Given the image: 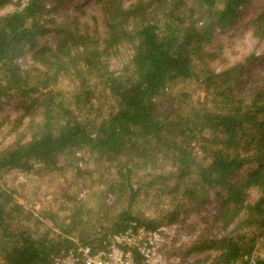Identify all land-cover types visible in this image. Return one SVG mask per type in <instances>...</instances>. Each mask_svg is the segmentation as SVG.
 Segmentation results:
<instances>
[{"label":"trees","instance_id":"16d2710c","mask_svg":"<svg viewBox=\"0 0 264 264\" xmlns=\"http://www.w3.org/2000/svg\"><path fill=\"white\" fill-rule=\"evenodd\" d=\"M63 1L17 0L11 11L0 14V99L7 94L26 98L20 100L19 118L28 117L29 130L27 139L19 136L0 149V172H51L61 155L86 147L109 170L121 162L119 170L124 168L129 180L134 172L130 160L148 158L152 176L140 187L155 190L158 200L166 196L172 208L155 217H137L131 208L140 187L132 191L114 179L107 192L117 196L116 204L128 190L130 194L110 233L123 232L131 223L148 231L179 223L187 208L205 202L207 193L217 189L215 221L233 232L199 237L186 253L215 250L208 264H264V256L250 262L255 240L264 233V79L239 97L233 90L252 55L218 72L203 66L215 33L236 24L251 0H93L102 29L95 34L78 30L73 17L59 23L50 16ZM47 2L53 9H46ZM251 27L253 36L262 39L264 6ZM48 32L57 35L55 47L37 49L38 38ZM121 50L127 52L122 57ZM26 51L42 68L35 81L31 73L38 67L21 71L15 63ZM118 58L120 69L112 71L111 62ZM193 77L212 98V106L205 102L190 114L157 108L171 84ZM67 81L73 86L68 98L62 91ZM39 88L41 97L30 99ZM97 90L111 101L101 119L93 115ZM252 165L244 177L238 176ZM74 199L66 196V225L84 235L81 244L97 247L106 238L86 239L93 228L84 226L85 211ZM111 207L106 205L105 216ZM20 208L0 188V264H49L51 256L69 249L67 239L13 229L10 219ZM136 260L147 264L139 255Z\"/></svg>","mask_w":264,"mask_h":264},{"label":"rangeland","instance_id":"374dc122","mask_svg":"<svg viewBox=\"0 0 264 264\" xmlns=\"http://www.w3.org/2000/svg\"><path fill=\"white\" fill-rule=\"evenodd\" d=\"M16 1L0 0V14L11 11ZM46 4V9L53 6L51 2ZM263 6L264 0H251L250 4L242 9L240 20L233 26L216 32L210 44L205 48L208 56L203 66L214 70V72L220 71L227 64L233 65L250 55L253 56L246 61L243 75L234 87L233 91L239 97L251 93L264 79V36L262 39H258L253 36L251 29L253 19ZM49 12L50 16L59 23L70 22L72 17L75 18L79 23L78 30L81 32L102 33L98 6L93 0H64L60 6ZM56 43L57 35L54 32H48L38 38L37 49L54 48ZM31 53L32 51H26L16 59L15 63L21 71L33 70L34 67H38L31 73V79L35 81L39 74L38 69L42 68L33 64ZM126 53L125 50H121L119 56L122 57ZM120 66L121 60L118 58L111 62L110 68L112 71H118ZM2 78L3 75H0V83H4ZM62 85L63 94L68 98L67 93L73 88L72 82H63ZM41 92L42 89L39 88L37 92L28 96L30 99L40 98ZM21 99L26 101L23 96L10 94L0 99V149L7 147L19 136H23L22 139L28 138V117L22 115L21 121L19 118L23 112V108L20 106ZM205 102L207 107L214 103L212 98L206 95L201 88L199 81L193 77L187 81L171 84L158 100L157 108L161 111L167 109L166 112L177 109L178 113L190 114L193 107L199 108ZM109 103L111 101L105 92L97 90L93 115L98 116V119L105 117ZM88 151L84 147L73 150L67 156L61 155L56 168L51 172L46 170L38 172V169H34L30 174L16 170L0 172V188L11 194L13 204L21 207L20 210L14 211V215L10 219L13 229L27 228L32 235L45 236L47 239L52 238L59 241L67 239L68 248L81 244L80 240L84 235L73 233L66 225L69 222L70 207H67L65 202L66 196H70L71 198L75 197V202L80 204L82 210L85 211L84 226L93 228L88 232L86 239L101 238L100 240H102L111 234L110 229L115 222L116 213L126 208L130 192L128 190V194L122 196L120 203L116 204L117 196L115 198V194L107 192L109 185L114 179H118L128 189L136 190L140 184L151 178L153 169L148 165L150 162L147 160L148 158H143V161L140 160L139 163L138 157H135V160H130L134 172L132 171V175L127 180L125 169L119 170L121 162L112 164V169L109 170V167L100 164L102 162L97 159V155ZM196 152L199 157V150ZM123 158L125 155L122 156ZM165 164L163 165L165 166ZM251 167L253 165L242 169L238 176L244 177L247 169ZM115 171L120 172V176L115 177ZM216 190L207 193L205 202L196 203L187 208V211L181 214L179 223H174L175 227L172 224L161 225V227H169V229L173 227L172 234L168 235L170 243L165 241L160 246L161 264H208L211 262L216 255L215 250L187 254L186 249L199 237L219 238L233 232L232 227L223 228L220 222L215 221L220 204ZM155 193V190L145 188V186L140 187L138 194L133 198L131 213L137 217H155L160 210L163 212L170 210L172 205L168 198L162 196L158 200ZM102 203L112 206L110 209L113 208L107 216L104 215L106 205L103 206ZM60 223L62 228H59ZM259 256H264V233L256 238L250 261ZM245 260L243 258L240 262Z\"/></svg>","mask_w":264,"mask_h":264},{"label":"built area","instance_id":"2783aa9c","mask_svg":"<svg viewBox=\"0 0 264 264\" xmlns=\"http://www.w3.org/2000/svg\"><path fill=\"white\" fill-rule=\"evenodd\" d=\"M125 231L111 233L97 247L76 244L65 253L50 257L51 264H138L136 255L147 264H161L160 246L168 241L173 227H159L148 231L143 227H133L131 223ZM252 261V260H251ZM250 261V262H251ZM252 264V263H249Z\"/></svg>","mask_w":264,"mask_h":264}]
</instances>
